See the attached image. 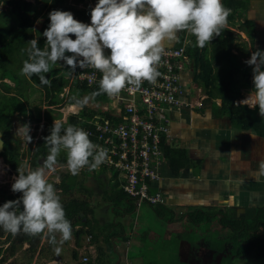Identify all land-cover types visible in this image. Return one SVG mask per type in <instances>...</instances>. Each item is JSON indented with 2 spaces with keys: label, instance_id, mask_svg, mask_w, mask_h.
<instances>
[{
  "label": "clouds",
  "instance_id": "1",
  "mask_svg": "<svg viewBox=\"0 0 264 264\" xmlns=\"http://www.w3.org/2000/svg\"><path fill=\"white\" fill-rule=\"evenodd\" d=\"M230 13L231 9L226 8L222 0H96L89 12V23H84L74 18L70 11L54 9L48 13L49 23L42 33L46 38L44 46L38 47L37 38L27 43L28 58L23 61L21 72L29 79L35 74L41 85L50 86L51 80L44 74L52 66L62 67L58 63L60 61L65 65L63 68L68 67L66 76H71L77 67L91 66L101 73V91L115 96L126 85L138 87L142 81H156L160 75L156 66L165 54L166 42L170 45L175 41L179 30L190 31L196 38V44L203 48L214 37L220 36ZM41 22L39 18L36 21L37 24ZM236 35L239 39V33ZM105 50H109L107 54ZM245 63L252 66V89L239 103L249 106L251 100L250 107L258 108L260 115H264V50L251 52ZM67 85L68 81L64 87ZM58 102L59 99L53 104ZM68 103L78 104L70 100ZM46 114L50 115L49 112ZM52 119L50 134L44 138L48 155L35 169H31L30 161L29 164L23 161L27 170L17 169L16 172L0 158L4 168L14 177L11 191L21 194L18 199L0 205V229L13 234L23 231L33 235L46 231L50 236L49 242L55 244L57 234L61 242L72 238L71 222L66 218L62 205L69 200L65 197L60 199L54 184L46 178V170L63 169V173L55 177L56 186L62 187L65 173L69 171L76 175L85 166L98 167L107 159L108 150L94 144L84 129L73 124L65 127L61 120L52 124ZM44 123L48 124L46 117ZM17 131L22 133L25 145L32 141L28 124L20 126ZM252 135L253 139L264 140L254 133ZM3 141L0 140V149L4 147ZM62 151L66 162L59 164L58 157ZM20 155L18 148V161ZM259 174L264 175V161L260 162ZM60 178L64 179L62 185L59 184ZM261 198L263 202L264 194ZM126 200L129 199L126 197ZM166 204L153 207H166ZM54 251L59 255L61 249L56 247ZM220 263L213 261L212 264Z\"/></svg>",
  "mask_w": 264,
  "mask_h": 264
},
{
  "label": "crops",
  "instance_id": "2",
  "mask_svg": "<svg viewBox=\"0 0 264 264\" xmlns=\"http://www.w3.org/2000/svg\"><path fill=\"white\" fill-rule=\"evenodd\" d=\"M238 1H240L239 6H241V8L244 5L242 8L243 13H245V10L248 8L250 10L248 14L249 16H245L243 14L242 18L246 17L247 19H250L251 14L257 12L255 16V29H259L257 31V35L259 37L255 39L258 43H260L259 47L256 48L249 45L245 49L241 42L244 43V41L247 40L248 34L251 33L250 31L246 32L242 30L245 23L243 24L242 22V28H240L239 26L241 24L239 22V28L237 31L240 33L239 38L241 40H237L238 47L234 53L237 52V58H239V61L244 60L245 62L249 59L251 52L257 49L264 50V0ZM95 2L96 0H84L83 4L77 7L80 10L86 7L91 9L94 7ZM69 4L74 5L72 3ZM81 20H83L81 22L84 23H89L90 21V19L87 18H82ZM232 30L234 31V29ZM211 45L212 42L205 45L207 52L210 51ZM166 46H172L174 49L183 48L185 54L191 61L190 68L180 73L181 79L185 82L187 104L181 107L179 111H176V113L170 115L171 132L175 140V145L181 144L184 146L185 149H183L188 152L187 157L190 159V163L177 177L171 175V172L168 169V160L166 162V166L164 165L161 167L160 176L162 179H160L157 187L160 188L163 193L171 196L169 203L166 205L171 208L179 203L183 204L185 208H189V210L192 206H198L200 208L212 210V213H214V211L223 213L224 210H226L227 196L232 195L234 198L233 205L235 207H248L252 199L257 198L260 194L263 195L264 192H261V190L258 189L259 185L256 184L257 180L252 178L250 173L241 171L240 169L236 170L235 168H241L242 165L243 167H246L248 164L249 166H253L254 163H260L263 161L264 150L262 151V145H264V140L253 139L251 132L239 131L237 129L233 130V127L230 125L231 123L225 113L219 110L221 99L216 98L208 100V95L203 87L194 82L193 76L199 72V68H195L194 59L191 56L193 53H190L189 51L190 49L200 50L202 48L196 44V38L190 31L179 30L177 32V39L171 42L170 45L167 43ZM245 50L246 53L243 52ZM243 68L249 72L252 66L246 65ZM11 82L14 83L13 81ZM36 88L37 87L34 89ZM189 89H192V93H189ZM242 90H246L244 91L246 95L250 93V90ZM241 97L242 96L239 93L237 100ZM234 105L243 106L245 104H236L234 101ZM247 107L251 108L250 106ZM244 147H247V149L244 150ZM233 150H238L237 155L240 158H236V156L232 155ZM247 150H249V155L251 154V156L245 154ZM231 156H233V159L235 160H232L231 162L233 166L231 173L229 174L228 167L230 166V162L228 160H230ZM256 166L259 169V166ZM195 168L199 169V176L193 173V169ZM80 171L76 175H72L70 172L65 173V177L67 178L65 179V183L62 187L56 186L54 180L57 175H55V173L46 172V178L53 182L59 194L68 198L69 201L67 202V205L71 209H74V211L78 213L77 216L82 217V219L78 220L79 222L81 221L80 224L74 223V226L71 225L72 238L68 241L61 242L59 234H57L56 243L51 244L49 242V234L46 231L42 232L41 241L37 248L38 253L36 256H33L31 263L34 264L38 258L43 255V251H46L50 263L54 261L58 262L60 260L62 262L65 260L66 264L67 261L72 260L74 264H148V262L143 260L144 256L140 255L139 257L137 256V258L133 259L134 263L132 260H129V247L125 246H130L132 240L129 237L131 234L127 235L124 231L127 220L122 219V221H117L116 219L121 216L123 218L127 217L125 215L130 214L132 209H125L117 214L111 212L110 216L107 218L105 215L109 208H112V206L117 205L118 201H121V199H117L114 195L115 188L117 190L119 189V187L117 188V185H114V183L116 182L120 185L122 178L118 177L117 174L112 176L111 173L106 171H104L101 175H99V172H96L94 175L91 174L88 178H83L87 174H81ZM69 177L71 178L69 179ZM239 177L240 180L246 179L247 183L245 184H252L251 188H254L255 191L248 192L249 194L243 192L241 189L245 184L236 185V181ZM74 181H77L80 186L77 187V184ZM71 191L74 192V195L69 197L68 195ZM93 192H99L107 195L106 198L104 196L99 201L102 205L107 204V206L101 210L103 211V213H101L103 215L95 214V208L93 207L94 200L92 197ZM232 192H234V194H232ZM242 194H245L249 199L244 198L243 200ZM122 200H124L127 204L130 202L126 199ZM80 201L84 203L82 207L78 204ZM108 204L110 205L108 206ZM85 205L88 208V211L85 210ZM157 208V212L160 211V206ZM170 213L171 219L168 222L169 224L167 229L171 230L173 233L175 232L183 235L186 231L185 226L188 224V214L190 212L179 217H175L172 211H170ZM77 216L75 218H77ZM111 216L113 218H111ZM73 221L74 220H72V222ZM219 225L220 224L218 223V226ZM133 227H135V225H133ZM116 229H119V233L115 232ZM224 230L225 229L221 231L223 232ZM77 231L79 232L76 236ZM225 235L226 233L223 232L222 237L225 238ZM88 236H90V240H87ZM12 239L13 237L11 236L10 239L5 240L11 242ZM116 239H120L123 243L121 245H116ZM191 241L193 242V240ZM184 244L186 248L184 249V254L183 249L181 248V256L179 257L180 262L184 263V261H189L192 264H202V260L203 262L205 261L200 258L201 255L197 257L195 254H191V248L193 246L190 243ZM24 245L27 246L26 244ZM204 246L206 248L205 250H208V255L210 254V259L214 256L223 258V255L221 253H217L215 248H211L210 244ZM56 247L61 249L59 255H56L54 251V248ZM108 248L110 251L107 250ZM210 249L213 250L211 253L209 251ZM62 250H64V252H62ZM186 250L187 252H185ZM83 256H86L88 259L85 263L82 262Z\"/></svg>",
  "mask_w": 264,
  "mask_h": 264
},
{
  "label": "trees",
  "instance_id": "3",
  "mask_svg": "<svg viewBox=\"0 0 264 264\" xmlns=\"http://www.w3.org/2000/svg\"><path fill=\"white\" fill-rule=\"evenodd\" d=\"M67 1L68 0H34L33 2H29L26 0H0V5H5L7 7V9L0 11V84L2 80L5 79L13 82L16 81L14 83V89L17 90V94L7 95V93L10 94V86L7 83L1 84L5 93L0 97V132L4 140L3 152L0 154V158L16 172L18 167L17 157L19 146L17 143L14 144L11 142L10 117L15 113L22 116L23 119L29 118L31 122L35 121L38 123L40 115L35 119L32 117L31 111L25 107L26 104L24 100L27 101L26 96L19 92V89L22 83L29 84V80H37L39 78L35 74L32 75L31 79L26 75L21 79V75L16 76L14 74L12 78H8L6 75L9 68L7 60L12 54V51L17 48L18 52L23 55V59H20V61H22L21 66L23 61L28 58L26 50L29 45L27 43L34 39L32 25L35 17L38 15L36 6L39 5V2H42L41 4L46 10L39 33L36 37L38 47L44 46L46 38L43 37L42 33L48 26V13L51 10L70 11L75 16L74 18L79 21H83L81 20L82 18L90 19V8L86 7L80 10L77 7L83 4L84 0H72V4L74 5L68 4ZM222 3L226 8L231 9V13L227 18V23L235 21L240 22L238 13L240 1L222 0ZM243 7L244 5L242 8ZM4 29L9 30L6 32ZM237 40L238 37L236 33L231 28L223 26L220 36L214 37L211 41L212 45L209 52L206 51L205 47L200 50L190 49L189 52L193 53L191 56L194 59V66L195 68H199V72L194 74L193 80L203 87L208 95V100L216 98L221 99L219 110L225 113L232 127L239 131H250L257 137L264 138V115H260L258 108H249L246 105H234V101L237 100L242 89L250 91L252 89V68L247 72L243 68L247 64L244 60L239 61L237 53H234L238 47ZM243 52L245 53V51ZM66 54L71 55L69 53ZM65 73L66 72L62 74L52 73V70H50L48 73L44 74L51 80L50 86L43 85L44 99H49V103L51 104L58 101L57 95L67 83ZM80 88L86 89L95 95L100 92L97 89H88L85 85L80 86L79 89ZM70 102L77 103L78 101L70 100ZM91 115H93V113L84 108L79 114L69 116L67 121L63 124L65 127L69 124L84 127V122L80 121L78 117L90 118ZM45 117L48 124L41 130V138L36 142L35 148L30 154L29 160L31 169H35L39 161L44 157L46 158L48 155V147L45 144L44 138L50 134L52 125H50L51 119L48 118L47 114H45ZM172 143L175 145L174 138ZM62 154L63 152H61L58 157V163L64 164L66 162V155L65 153ZM187 154L188 152L183 148H179L177 145L171 148L168 146L166 147L165 157L168 160V169L174 177H177L190 163ZM3 168V163L0 161V172ZM87 168L89 167L85 166L81 169L85 171ZM114 184L117 185V188L119 187L118 190L115 188L116 191H114V195L117 199H126L121 191L120 185L116 182ZM20 195V193H13L11 190L0 188V205L6 201L16 200ZM259 196H261V194ZM78 204L82 207L84 203L80 201ZM256 204V206L246 209V213H236L234 211L230 213L232 210H236L234 207L226 208L223 213L219 211H214V213H212V210H209L213 217L218 219L220 226H222V230L225 229L223 232L226 233L225 238L222 237L220 241L217 240V244L214 247L217 253H221L223 257L227 256V258L238 259L241 262H246L247 259L253 261L255 257L257 259L264 256V203L258 202ZM62 205L65 210L66 218L71 222V225L74 226L75 220L78 221L82 219V217L77 216L78 213L74 211V209H71L67 203H63ZM161 208H163V206L159 208L160 211H162ZM188 215L192 225H200L202 223L208 224L211 220L208 216L200 213V211L193 212L192 214L189 213ZM76 216L77 218H75ZM72 220L74 221L72 222ZM192 220L194 222H192ZM78 232L79 231H77L76 236ZM41 235L42 233L33 235L23 231L13 234L0 229V243L2 238L5 237V239H10L12 236L13 239L6 249L8 255H13L15 251L21 249L24 244L27 245L26 250L30 253H35L40 244ZM28 264H30V261H28Z\"/></svg>",
  "mask_w": 264,
  "mask_h": 264
},
{
  "label": "rangeland",
  "instance_id": "4",
  "mask_svg": "<svg viewBox=\"0 0 264 264\" xmlns=\"http://www.w3.org/2000/svg\"><path fill=\"white\" fill-rule=\"evenodd\" d=\"M29 2H33L34 0H26ZM69 3H73L72 0H68ZM42 2H39V5L36 6V10H37V16L35 17L34 21H33V25H32V34H33V38H36L38 33H39V29L41 27V23L37 24L36 21L37 19H41V21H43L44 18V14H45V7H43V5L41 4ZM68 3V4H69ZM7 9V7L5 5H0V11ZM240 12H239V16H240V28H242V22L244 24V28L242 30L244 31H250L251 34H248L247 36V40L242 43V46L246 49L249 45H252L253 47L258 48L260 43H258V41H256L255 39L257 37H259L257 34V31L259 29H255V16L257 12H254L251 14V18L247 19L246 17H243V14L245 16H249V8L245 10V13H243L242 8L240 6ZM239 21H235L233 22H229L226 23L224 25V27H229L232 29L235 28H239L238 27ZM6 26V24H5ZM6 32H8L9 29H4ZM35 30V31H33ZM235 32L238 34L237 30H235ZM255 34V35H254ZM239 37H240V33H239ZM240 39V38H239ZM241 40V39H240ZM167 44V42H166ZM106 54L109 50H105ZM244 58V57H243ZM20 59H23V55H21L18 52V48L14 49V51H12V54L9 56V59L7 60L8 63V71L6 72V75L8 76V78H12L13 74L16 76H22L20 77L21 79L24 78V74L21 72V62ZM11 60V61H10ZM60 65H62V67L56 65V66H52L50 68V70H52V73H64L67 71V68H63L65 65H63V62L60 61L58 62ZM18 74V75H17ZM39 80V79H37ZM35 79V81H28L29 84H24L22 83V85H20V89L19 92H21L22 94H24L26 96V100H24L25 104H26V108H28L29 111H31V115L32 117L35 119L36 117H41V121L45 122V114L46 111H50L49 109H44L43 110V102L45 101L43 99V85L40 84L39 81H37ZM1 82V81H0ZM16 82V81H15ZM14 82V83H15ZM2 83H7L10 88L11 91L10 94L7 93V95H12V94H17V90L14 89V83H12L11 81H7V79L2 80ZM1 83V84H2ZM0 84V97L2 95H4L5 91L2 89ZM35 87H37L36 89H34ZM244 91L246 90H241L240 94H241V98L236 100V104H242L239 103L240 101H243L244 99L247 98L248 95H246L244 93ZM72 93L74 94L76 100L78 101V104H76L79 107V112L81 111V109L83 110L84 108L87 109V111H91L93 114H95L97 117H103V113L107 112L109 113V111L113 110V106H114V102L110 97H105L106 94H104L103 92H99L97 95L92 94L90 91L86 90V89H73ZM189 93H192V89H189ZM86 98V100H85ZM251 101L248 102L249 106L251 105L250 103ZM65 105H69V103H65ZM61 109V107H59ZM53 110V109H51ZM64 112V111H63ZM63 112L62 109L61 111H51L50 115L53 119L56 120H61L63 118ZM92 116V115H91ZM30 117V116H29ZM11 119V142L14 144H18L20 151H22L23 153H21L19 161H18V167L17 169L21 170V171H25L27 170V167L24 165L23 163V159L27 156L28 152H30L31 149H33V147H35L36 142H38V140H40L41 135L40 132L44 127V124H42V122L36 123L31 122L29 120V118L27 119H23L22 116H19L18 114H15L10 117ZM63 123V122H62ZM24 124H28L31 128V132L30 135L32 136V141L30 143H28L27 145H25V141L23 139V135L22 133H20L19 131H17V129H19L20 126L24 125ZM235 128L233 127V130ZM253 136V135H252ZM233 140V139H232ZM175 146V145H174ZM179 148H184L183 145L178 144L177 145ZM242 147V146H240ZM185 149V148H184ZM247 147H244V150H246ZM242 151H244L243 149H241ZM264 150V145H262V151ZM63 152V151H62ZM238 150L233 151L232 155L236 156V158H240L237 155ZM248 152V153H247ZM247 152L245 153L246 155H249V150H247ZM264 152V151H263ZM64 154V152H63ZM62 154V155H63ZM256 155V154H255ZM60 156V155H59ZM251 156V154L249 155ZM232 160L233 156L230 157V160H228L230 162V166L228 167V173H231V169H232ZM264 161V158H263ZM60 164V163H59ZM258 165L260 168V163L256 162L254 163L253 166H249L246 165V167H243V165L241 166V168H235L236 170L240 169L241 171H245L247 173H250L251 177L254 178L255 180H257L256 184L259 185L258 189L261 190V192H264V175L259 174V169L256 166ZM46 172L50 173L53 172L55 173V175H60L63 173V169H56L54 171H47ZM87 175H85L83 178H88L92 175H94V173L99 172V175L103 174L104 171L103 170H99L97 167L96 168H87L85 171L82 170L80 171L81 174L85 173ZM106 172H109L112 174V176L116 175V172L113 170H107ZM193 173L195 175L199 174V169L195 168L193 169ZM259 174V176H258ZM53 175V174H51ZM199 176V175H198ZM260 177V178H259ZM71 177H69L70 179ZM249 179V178H247ZM49 180V179H48ZM55 181V180H54ZM113 181V180H112ZM14 182V177L10 176V173L7 171L6 168H3L2 171L0 172V188L3 189H8L11 190V184ZM49 182H52L51 180H49ZM78 186H80V184H78L77 181H74ZM53 183V182H52ZM114 183V182H113ZM247 183L246 179L244 180H240V177L238 178V180L236 181V185H243ZM55 184H57V182L55 181ZM115 185V184H114ZM252 184H245L244 187L241 189L243 192L249 194L248 192H254V188H251ZM231 189V188H229ZM228 189V190H229ZM116 191V190H115ZM59 192H57L58 194ZM232 194H234V192H232ZM60 199L64 200V196H62L61 194H58ZM74 195V192L71 191V193H69V197H72ZM105 198L107 197L106 194H102L99 192H93L92 193V197H93V207L95 208V214L100 215L101 213H103V211H101L102 209H104L106 205H102L101 203H99V201L101 200L102 197ZM244 198H248L245 194H242V199L244 200ZM261 196H258L257 198H254L250 201V207H254L256 206V202H262V198L260 200ZM249 199V198H248ZM254 201V202H253ZM234 198L232 197V195L227 196V200H226V205H233L234 203ZM264 203V200H263ZM112 204V203H110ZM108 204V206L110 205ZM171 205V204H170ZM236 205V204H235ZM176 206V207H175ZM171 208H169L167 205L166 207L161 208L162 211H158L157 212V207H150L146 204H142L140 207L136 208L133 206V203L128 202V204L124 201H118L117 205L112 206V208H109L106 211V218L110 216L111 212H114L115 214H117L118 212L124 211L125 209L128 210V208L132 211L130 214L125 215L127 217H117V221H122L123 220H127V224L126 227L124 229V231L126 232L127 235H130V239L132 240V243L130 246H125V247H129L128 249V258L129 260H132L134 263L135 258H137V256H144L143 260L145 262H148V264H192L189 261H184V263L179 261V257L181 256V248L183 249V254H184V249L185 244L184 243H190L193 247L191 248V254L192 255H196L197 257L199 255H201L200 258L204 259L205 261L203 262L202 260V264H212L213 261L215 262H219L221 261V258H219L218 260V256L216 258H209L208 255V250H205V246L207 244H210L211 248H214L217 244V240H221L222 238V229L221 226H218V220L216 218H214L211 214V212L208 209L205 208H200L198 206H192L189 210V208H185V206L183 204H179L177 203V205H175ZM187 207V206H186ZM232 208V206H230ZM114 208V209H113ZM85 210L88 211V208L85 205ZM170 211H172L174 213L175 217H179L181 216V214H185V213H189L192 214L193 212H197L200 211V213H203L205 216H208L210 220V223L205 224L202 223L200 225L195 224L192 225L191 224V219L189 217L188 220V224H186L185 228L186 231L182 234H177V233H173L171 230L167 229L168 226V222L171 219V213ZM239 213V212H244L246 213V208H241V207H237L236 206V210H232V212L230 213ZM103 215V214H101ZM111 218H113L111 216ZM192 222H194L192 220ZM74 223H78L80 224L81 221H77L75 220ZM133 225H135V227H133ZM137 228V229H136ZM116 233H119V229H116L115 231ZM155 235V236H153ZM153 237V238H152ZM89 240H90V236H88ZM124 238V237H123ZM5 238L1 239V243H0V249H1V253H0V264H28V261L33 260V256H36L38 253V250H36L35 253H30L28 250H26L25 245H23V247L20 250H16L15 253L13 255H8L7 253V248L10 245V241H4ZM193 240V242L191 241ZM116 245H121L123 243V241L121 242L120 239H116ZM45 245V243H44ZM183 246V247H182ZM108 247V246H107ZM45 249V248H44ZM43 249V250H44ZM108 251L109 248L107 249ZM210 253L213 250H209ZM62 252H64V250H62ZM187 252V250L185 251ZM112 254V253H111ZM182 254V255H183ZM3 256V257H2ZM47 256V257H46ZM37 260V259H36ZM195 260V258H194ZM193 260V261H194ZM49 262L48 260V254L46 251H43V255L41 257L38 258V260L34 263V264H65V260L61 262H52V263H47ZM66 264H74V262L72 260L67 261ZM220 264H264V256L257 258L256 257L253 259V261H251L250 259H247L246 262H241L238 259L235 258H227L223 257L222 261Z\"/></svg>",
  "mask_w": 264,
  "mask_h": 264
},
{
  "label": "built area",
  "instance_id": "5",
  "mask_svg": "<svg viewBox=\"0 0 264 264\" xmlns=\"http://www.w3.org/2000/svg\"><path fill=\"white\" fill-rule=\"evenodd\" d=\"M190 65L191 61L183 48L166 47L161 62L156 66L160 75L154 83L142 81L138 87L126 85L115 96L101 91V73L98 70L91 66L77 67L71 76H65L68 85L58 94L59 102L51 104L49 99L43 98V110L49 109L46 112L50 113L62 109V122L65 123L69 116L82 111L79 112L77 105H65L69 100H76L72 91L82 85L110 97L114 109L109 113L104 112L103 117L95 114L90 118L78 117L86 125L78 127L88 133L94 144L108 150L107 159L97 168L113 170L122 178L120 188L134 207L166 204L171 196L162 193L157 185L162 179L160 169L167 162L165 149L174 144L170 115L187 104L185 82L180 73L189 69ZM48 118L51 119V115ZM55 120L52 119V124ZM34 148L28 152L24 163L29 164ZM82 261H87V257H82Z\"/></svg>",
  "mask_w": 264,
  "mask_h": 264
},
{
  "label": "water",
  "instance_id": "6",
  "mask_svg": "<svg viewBox=\"0 0 264 264\" xmlns=\"http://www.w3.org/2000/svg\"><path fill=\"white\" fill-rule=\"evenodd\" d=\"M0 140H2L3 141V138H2V133L0 132ZM3 144H4V141H3ZM3 152V148L2 149H0V154ZM63 182H64V179L63 178H60L59 179V184L60 185H62L63 184Z\"/></svg>",
  "mask_w": 264,
  "mask_h": 264
},
{
  "label": "flooded vegetation",
  "instance_id": "7",
  "mask_svg": "<svg viewBox=\"0 0 264 264\" xmlns=\"http://www.w3.org/2000/svg\"><path fill=\"white\" fill-rule=\"evenodd\" d=\"M226 208H229V207L226 206Z\"/></svg>",
  "mask_w": 264,
  "mask_h": 264
},
{
  "label": "bare ground",
  "instance_id": "8",
  "mask_svg": "<svg viewBox=\"0 0 264 264\" xmlns=\"http://www.w3.org/2000/svg\"><path fill=\"white\" fill-rule=\"evenodd\" d=\"M249 101H251V100H249ZM251 103V102H250Z\"/></svg>",
  "mask_w": 264,
  "mask_h": 264
}]
</instances>
